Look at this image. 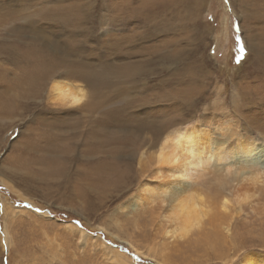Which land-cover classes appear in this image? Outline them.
I'll return each instance as SVG.
<instances>
[{
	"label": "rangeland",
	"instance_id": "374dc122",
	"mask_svg": "<svg viewBox=\"0 0 264 264\" xmlns=\"http://www.w3.org/2000/svg\"><path fill=\"white\" fill-rule=\"evenodd\" d=\"M263 48L264 0H0V264H113L111 248L133 264H237L264 252L263 176L225 187L233 201L219 220L230 224L228 237L207 222L198 238L177 241L163 234L165 205L141 189L144 181L156 191L159 181L126 151L154 140L159 129L147 126L160 117L175 119L168 130L190 118L226 145L239 137L264 144ZM40 60L93 72L90 84L78 81L88 96L70 115L52 111L38 86L26 90ZM99 119L104 159L89 137ZM45 135L61 151L42 154ZM121 142L127 147L112 146ZM101 160L102 179L87 178ZM228 161L235 170L239 160ZM122 164L132 168L127 180L117 177ZM222 166L203 177L206 196ZM235 188L253 197L238 203ZM205 236L234 257L206 255Z\"/></svg>",
	"mask_w": 264,
	"mask_h": 264
},
{
	"label": "bare ground",
	"instance_id": "6f19581e",
	"mask_svg": "<svg viewBox=\"0 0 264 264\" xmlns=\"http://www.w3.org/2000/svg\"><path fill=\"white\" fill-rule=\"evenodd\" d=\"M256 37L257 35H255V38ZM250 51H251V45L248 54L250 53ZM63 52H65V50ZM39 63L40 64L37 67V69H34L35 71H33V74L29 77L30 79L27 82L28 86L26 87V90L31 89L32 91V89H35L38 86V89L40 91L48 93V95L46 96L47 104L50 107L53 106V109H51L52 111L57 110V112H62L66 115H70L72 109H74L76 106L80 104H83L84 100L88 96L87 93L88 91H86L85 87L78 81L84 80L90 84L93 81L92 75L94 74H91L93 72L91 71L90 73L89 70L84 71L83 69H81L82 74H80L77 70H75L74 72L70 70L69 71L61 70L63 69V65L61 64L60 66L56 67V65L53 64L52 62L49 63L40 60ZM262 67H260V69ZM3 104L8 105V101H5ZM41 106L43 105L41 104ZM68 119L69 120H67L66 124L69 126L76 128V125L80 124L79 122L70 121L72 120L70 118ZM189 119L190 118H188V120H186L185 123H182L178 120L177 121L178 124H175L177 126H175L174 129L172 130H168V127L165 126L171 124V122H173L175 119L162 120L160 117V119L158 118L157 121H153V120L149 121L150 122L148 123L149 126H147L148 130H150L151 123H154L155 127L159 129V131L156 134L152 132L154 135H157L156 138L152 141H149L150 143L145 141L141 145L138 144L139 146L135 145L133 149H129V150L126 149V151L130 152V154L133 155L134 160L136 161L137 164H139L140 172L145 173V175L147 172H152L151 173L152 176L159 181V188L156 189V191H154L152 187L149 185L150 183L144 182L140 179L142 181L141 184L143 183V185L141 186L142 191L143 192L148 191L150 193L151 192L154 193V195H152L151 198H154L156 200L159 199L165 205L160 214L162 220L165 221V223H167L166 228H164L165 230H163L164 232L163 234L165 236L168 235L172 236L177 241H184V240L188 241L191 234L194 232L198 233L197 234V238H198V235L203 233V228L207 222L211 223L212 225H214L215 222L216 223L220 222L221 232H223L222 235L228 237L227 233L230 231V224H227L224 220H219V218H223L222 217L223 213L229 211L233 198L229 195V192H226L224 189L228 184L234 182L235 180L238 181L237 183H239L240 181L245 182L249 179H251L254 182H258L261 176L264 177V170H262L264 169V144H260L255 139L239 137L235 144L226 145L224 141L215 138V135L211 130H205V126L202 122L200 121L188 122ZM97 123L98 125L95 126L97 130L96 133L92 132L90 135L89 134L88 135L91 139L94 138L98 140V146H96L94 149L92 148V152L93 150H95L94 152L95 155H98L101 158H103V156L106 154L108 149L107 148L108 146L105 147V142L107 139L106 140L103 139V133H102L105 132L103 131L104 121L99 119L97 120ZM86 130L89 131V129ZM98 132H101V138L96 137L99 134ZM111 135L115 136L114 134ZM83 140H86L85 142H87V135ZM130 141L131 140H129V143ZM124 144L121 142L112 145L111 143L113 147H118L122 145L124 147H127ZM56 145L57 144H55L53 140L49 139L48 136L45 135L44 141H41L40 143V147H41L40 151L42 154H45V152H52L57 154L58 151L55 150L59 149V146L56 147ZM67 145L71 147L73 146V143L67 142ZM90 145L91 144L87 143V149L91 147ZM74 148H72L73 151ZM72 150L70 151L72 152ZM91 155H93V153ZM234 157L239 160V163L235 167V170H233V167L231 166L232 162L228 161L229 159ZM45 159L46 158H44V161H46ZM49 162L50 163L48 162L45 163L51 164V161ZM102 163H103L102 160L100 162L95 163L96 170L93 169L90 170L91 168L88 166V169L90 171L87 169L89 171L86 174L87 178L90 179L93 178L94 176H98L99 179H102L101 177L102 169H103ZM218 164L219 165L223 164L222 167H224V171L221 172L222 177H219L218 173L215 174V178L211 181V182L217 181V184L215 185L216 187L215 190L212 189L214 194L212 195L211 192H208V196H206L205 190L203 188H200V186L203 184L202 181L203 177L208 176V174L212 172V168L216 167V165L218 166ZM216 168L218 169V167ZM121 169L122 171L117 175V177L123 178L125 180L129 179L128 173L132 169L130 168V165L122 164ZM246 173L248 174L253 173V174L250 177L248 175L245 176ZM195 185L199 187L194 188ZM242 186L244 185H241V187ZM235 189L233 190V196L234 195L236 196V201L238 203L242 201H247L253 197V194L247 191L246 188L245 189L237 188L236 190ZM146 199L148 200L149 198L146 196ZM137 200H135L134 202L135 206L140 205ZM238 205H239L238 207L240 208V204ZM214 209H216V211L213 213ZM6 227L7 226H5L4 240L6 243H8V245H10L12 242L11 241L12 237L10 235L11 233L7 231L8 227L7 228ZM114 235L115 237L116 236L119 237L117 234ZM83 238H85V236H83ZM202 239H205L204 242L205 245L207 243L206 248L208 249L209 252H207L206 255L213 254L216 256V259H221V261L225 263L230 261L229 256H224L225 254L234 257L233 256L234 253L231 254L232 252L226 253L227 252L226 251L224 253L222 249H220L221 247L218 246L216 243H214L212 237L209 238L208 236H205L202 237ZM128 242L130 243V245H132L135 248L134 246L135 244H133L132 241L129 240ZM111 249L108 250V259L112 261L113 264H133L132 260L129 257L120 253L116 249L115 250H111ZM159 263L161 262L159 261ZM161 264H172V262L170 263V261L167 260L166 262ZM237 264H264V252L254 251V250L248 251L244 253V255Z\"/></svg>",
	"mask_w": 264,
	"mask_h": 264
}]
</instances>
